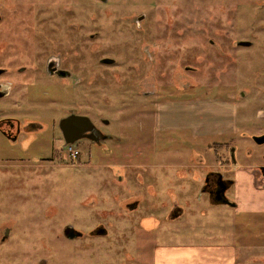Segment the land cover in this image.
<instances>
[{"label": "rangeland", "instance_id": "rangeland-1", "mask_svg": "<svg viewBox=\"0 0 264 264\" xmlns=\"http://www.w3.org/2000/svg\"><path fill=\"white\" fill-rule=\"evenodd\" d=\"M0 49L13 70L48 57L73 70L66 85L9 71L0 107L45 123L74 101L111 137L44 159L0 136V264H151L164 235L196 231L247 234L238 262L264 264V147L250 139L264 132V0H0ZM208 169L233 174L236 209L199 198ZM175 201L185 213L171 217Z\"/></svg>", "mask_w": 264, "mask_h": 264}, {"label": "flooded vegetation", "instance_id": "flooded-vegetation-1", "mask_svg": "<svg viewBox=\"0 0 264 264\" xmlns=\"http://www.w3.org/2000/svg\"><path fill=\"white\" fill-rule=\"evenodd\" d=\"M105 2V0H101ZM21 39H14L13 41H20ZM15 44V43H13ZM21 44V43H19ZM1 52L4 51V49H0ZM14 52H17V48H13ZM1 53H0V61H1ZM59 58H53L48 57L46 62L42 65L35 66V67H29L25 64H19L14 70L11 66H2L0 65V76L8 73H12V75H15V72L19 75L25 74L27 71L33 70L34 68L42 69L43 73H45L50 78H55L59 82H62L64 85L67 84V80L71 79L73 77V70L69 69L67 67H62ZM35 72L34 74H36ZM9 84L11 82H8ZM5 83V84H8ZM39 86V85H36ZM28 87V86H27ZM26 87V89H27ZM13 93L12 87L10 85H4L3 83H0V100L5 99L8 96H11ZM54 103L53 105H55ZM70 104V103H69ZM17 106V104H14ZM9 107L3 106L0 107V136L9 143H15L19 144V148L21 152L29 151L34 154H38L40 158L48 159L55 154L56 150L58 152H62L64 150V147L66 148L68 154H70V151H73L72 148L76 147L75 145H78L81 142H89L90 144H93L95 146H99L103 144L107 139L111 140V137L104 132L101 131V129L94 124L91 117L87 115L86 112L84 113H77L75 110V102L72 101V103L66 108L65 112L63 114H57L56 116H52L50 119H47V122L43 123L39 120H31L30 119V112H27L26 114L22 115H16L11 114L9 112ZM56 111V109H55ZM58 111V109H57ZM86 116L88 117L91 122L92 126H88L84 123H65L64 129L69 132V138L74 137L77 135V129H81L83 127L86 128V130L82 131L81 134H79L81 137L74 140L73 142L66 143L63 131L61 129V121L65 119L68 116ZM27 118V119H25ZM96 131V136L94 137V130ZM175 133H182V131L175 132ZM38 134V136H36ZM263 133L252 135L250 136L251 141L253 142L254 146L256 147H264V142H256L253 137H259ZM59 137V147L56 148V145L54 146V138ZM25 144V145H24ZM197 145L190 149V153L197 150ZM36 149V150H35ZM35 150V151H34ZM9 151L13 152L12 149H9ZM76 151V150H75ZM3 152H5L3 150ZM192 152V153H193ZM240 151H238L237 147H232L231 149V156H232V166L236 163H239V155ZM78 151H76L75 157L78 156ZM71 155V154H70ZM245 155L248 157H252V153L250 150L245 151ZM81 157V154H80ZM259 164L255 165V170L258 171V175L264 177V149L259 152ZM234 186V176L232 174L231 176H228L226 174V171H219L218 169H208L204 173H202L199 185L197 186L200 194L199 198L205 199L207 204L209 206H215V205H226V206H236L235 200L232 198V202L230 200V190ZM232 195L233 192H232ZM139 199L137 198L134 200L131 204H129V207H133V204H136V202ZM230 201L232 205H228L223 203V201ZM235 203V205H233ZM182 207L178 205V203L175 201L173 202V205L170 207V214L169 216H179L180 212H182ZM79 232V231H77ZM81 235L77 237H81L82 233L79 232ZM95 233H106V229L104 227H98L95 229ZM77 237H74L72 239H75Z\"/></svg>", "mask_w": 264, "mask_h": 264}, {"label": "crops", "instance_id": "crops-1", "mask_svg": "<svg viewBox=\"0 0 264 264\" xmlns=\"http://www.w3.org/2000/svg\"><path fill=\"white\" fill-rule=\"evenodd\" d=\"M167 113L168 110L166 109L165 112H160L158 115L157 123H159V127L164 124V128L168 127V121L166 120ZM194 114L195 112L193 115ZM176 127H178V129H182L183 127L184 129L190 128L193 133L190 129L188 130H190L194 136L200 137L201 126L198 124H187V122L180 119ZM164 128L162 127L159 130H163ZM225 130L228 131V129ZM220 206L226 205H215L213 207L220 208ZM229 207L236 209L237 206ZM239 210H245L246 212L249 208L240 207ZM184 213V209H182L180 215ZM232 224L239 226L236 222ZM199 232L201 231L182 233L179 241L175 240V238L179 236L177 233L164 235L169 239L164 241L162 245L153 249L151 264H254L248 262L243 263L242 261L238 262L237 260L238 249L240 250L241 247L245 246L244 243L253 242V240L248 239L247 234H244V237H238L237 232L233 234L228 233L227 235L223 233H205L206 236H212L206 241V237L200 235ZM164 236L161 235L160 238L164 240Z\"/></svg>", "mask_w": 264, "mask_h": 264}, {"label": "water", "instance_id": "water-1", "mask_svg": "<svg viewBox=\"0 0 264 264\" xmlns=\"http://www.w3.org/2000/svg\"><path fill=\"white\" fill-rule=\"evenodd\" d=\"M238 44L239 45H243V46H249V45H251V42L250 41H239L238 42ZM100 62L101 63H103V64H111V63H113L114 62V60L113 59H111V58H102L101 60H100ZM65 123H73V124H76V123H79V124H81V123H84L85 124V126L86 125H88V126H92V122H91V120L88 118V117H86V116H81V115H77V116H68V117H66L65 119H63L62 121H61V129H62V131H63V134H64V138H65V142L66 143H69V142H73L74 140H76V139H78V138H80L81 136L79 135V134H81V132L82 131H84V130H86V128L85 127H83V128H81V129H77V135H75L74 137H71V138H69V132L68 131H66L65 129H64V127H65ZM65 124V125H64ZM93 127V126H92ZM94 130V129H93ZM95 131V130H94ZM93 136L95 137L96 136V131L94 132V134H93ZM253 139L256 141V142H258V143H260V142H264V134H262L261 136H259V137H253ZM223 203H225V204H228V205H232V203L230 202V201H228V200H226V201H223ZM233 205H235V203L233 204ZM64 232H65V235L67 236V238H69V239H72V238H74V237H77V236H80L81 234L79 233V232H77L74 228H72V227H68V228H66L65 230H64ZM8 235V230H5V232H4V235H3V237L2 238H5L6 236ZM2 240V239H1Z\"/></svg>", "mask_w": 264, "mask_h": 264}, {"label": "built area", "instance_id": "built-area-1", "mask_svg": "<svg viewBox=\"0 0 264 264\" xmlns=\"http://www.w3.org/2000/svg\"><path fill=\"white\" fill-rule=\"evenodd\" d=\"M70 154H71L72 157H75L76 151L75 150L70 151Z\"/></svg>", "mask_w": 264, "mask_h": 264}]
</instances>
